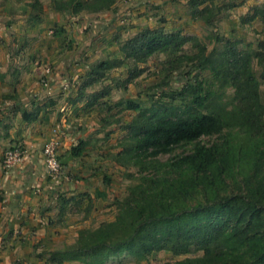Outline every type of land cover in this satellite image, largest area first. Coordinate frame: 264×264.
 Here are the masks:
<instances>
[{"label":"trees","instance_id":"1","mask_svg":"<svg viewBox=\"0 0 264 264\" xmlns=\"http://www.w3.org/2000/svg\"><path fill=\"white\" fill-rule=\"evenodd\" d=\"M117 1L58 0L53 9L77 17L106 13ZM187 6L192 20L209 26L217 13L228 9L206 0H188ZM233 6L230 3L229 9ZM256 21L264 36V2L240 16L239 25ZM61 31L55 29L54 33L58 36ZM63 36L66 39L65 33ZM114 41L122 58L107 57L91 64L72 105L85 99L83 109L92 107L103 92L86 94V89L127 60L145 64L160 54L166 56L163 70L167 81L174 73L181 81L184 74H190L184 68L191 65L209 69L211 84L217 82V89L213 88L216 84L206 87L197 81L185 82L179 91L169 94L178 105L144 108L134 101L118 104L137 112L126 127L124 150L116 156L122 165L137 167L136 183L116 203L114 220L79 230L74 245L49 253L50 257L59 264H106L125 255L140 263L165 251L182 257L172 264H264V98L260 91L264 86V43L258 45L261 52L242 54L226 41L229 47L215 58L197 37L162 26L144 27L124 41ZM189 43L198 50L195 55L184 52ZM254 59L261 69L258 77L252 69ZM228 89L231 92L225 100ZM213 136L215 141L201 140ZM86 144L80 141L72 147L71 157H79ZM178 148H183L180 154L163 162L157 159Z\"/></svg>","mask_w":264,"mask_h":264},{"label":"crops","instance_id":"2","mask_svg":"<svg viewBox=\"0 0 264 264\" xmlns=\"http://www.w3.org/2000/svg\"><path fill=\"white\" fill-rule=\"evenodd\" d=\"M54 1L58 0H0V264H59L49 254L54 251L52 235L60 229L58 226L73 228L66 204H58L60 195H80L79 204L87 195L97 197L91 193V176L95 173L91 169L96 166L88 145L98 132L89 130L90 113L84 115L83 100L76 105L65 103L71 81L67 65L74 57L75 38L69 32L71 25L66 27V39L47 32L49 19L54 18L52 26L59 25V15L50 11ZM136 1L124 4L118 0L110 11L101 13L104 21L98 31H104L105 37L96 41L98 46L103 44L99 52L104 51L106 56L111 51L119 53L114 37L124 28L127 30L123 26L125 20L118 23L123 16L119 13H134L130 7ZM237 1L232 0L233 8L242 15L264 2L247 0L241 5ZM186 2L178 0L183 8L182 22L197 24L190 17ZM32 8H37L35 14L30 11ZM131 23L136 25L134 35L139 29L137 23ZM87 63L81 71L86 72L92 61ZM45 69H49L48 74ZM54 130L58 131V159L64 171V176L56 180L47 177L42 153ZM80 141L87 143L82 154L71 157L70 149ZM12 148H20L24 156L19 165L6 173L2 170L3 155Z\"/></svg>","mask_w":264,"mask_h":264},{"label":"rangeland","instance_id":"3","mask_svg":"<svg viewBox=\"0 0 264 264\" xmlns=\"http://www.w3.org/2000/svg\"><path fill=\"white\" fill-rule=\"evenodd\" d=\"M122 1H124V4L131 2V0ZM211 1L216 6H220L221 9L226 6L228 9H223L217 13L213 17V23L209 26L202 21H197V24L182 22L184 19L183 8H180L181 3H178V0H137L130 7L134 13L130 12L131 10H125L119 13L123 16L120 17V20L118 18V23L121 20H125L123 26L127 27V30L124 28L114 38H119V40L124 41L132 37L134 33L132 30L136 25L131 22H135L138 25L137 30L145 26L151 28L162 26L167 31L180 30L185 35L197 37L198 41L206 46L207 53H214L215 58L219 57V54L226 47H229L226 41L234 43L236 51L242 54L254 51L261 52L258 46L259 43H264V36L259 34L261 24L256 21L249 26H240L238 22L242 14L234 10V8L229 9L232 0H206L209 3ZM245 2L247 3V0H238L235 3L242 5ZM254 2H260V0H255ZM36 10L37 8H32L30 11L32 14H35ZM50 11L56 12L60 18L58 26H52L54 18L49 19L47 32L53 33L55 29L59 30L62 28L58 37L64 38L63 34H66V27L68 28V25H71L69 32L70 34H74L75 38V48L73 49L74 57L68 63L69 65H67L71 69V81L68 84L69 95L65 97V103L70 105L72 99L76 98V96L78 97V88L83 77L88 72V70L86 72L81 71L82 66L88 64V61H92L91 64H93L107 57L122 58V55H119V51H117L119 52L117 55L114 54L115 51H111L109 56H106L104 51L99 52V48L103 44L98 46V42L96 41L100 37H105L104 31H98L101 22L104 21L102 19L103 14L81 15L70 19L66 18L68 15H64L54 9ZM185 17H187L186 14ZM236 18H238V22ZM41 24L43 23L41 22ZM184 52L188 55H195L198 50L189 43L185 46ZM165 60L166 56L163 54L152 56L145 64H135L131 60H127L121 67L109 72L106 78L100 83L92 88L86 89V94L103 92V97L95 105L83 110L84 115L90 113L87 116V118H90V120L87 119L91 125L89 130L93 133L94 130L98 132L94 135L97 137L92 138L88 145V147H91L89 149L90 158L93 159L94 166H96L95 169L93 167L91 169L92 172H95L91 176V185L93 186L91 193L92 195L94 193L97 194V197L94 199V196L92 199L87 195V197H83L82 204H76L71 199L73 196H69L68 193L60 195L58 204L60 203L62 205L63 200L68 201L65 209L69 212L70 217H68L73 228H61L58 226L60 229L55 230L52 235L54 251L63 250L75 244L79 230L95 228L103 222L114 220L117 212L116 203L125 198L128 192V186L136 183L138 174L137 167L122 165L120 158V162L116 161V156L124 150L128 136V129L126 127L137 116V112L126 109L124 105L118 104L126 101H134L144 108H156L169 104L178 105L177 100L172 103L169 94L179 91L187 82H201L206 87L210 86L213 82V76H211L209 69L200 70L192 68L191 65L184 68L190 74H184L181 81L175 76L176 73L173 76L171 75L172 77L169 76L167 81L164 79L165 72L163 70ZM252 69L258 77L261 69L255 59L252 60ZM136 73H139V75L131 78ZM179 83L182 84L180 85ZM211 85H214L213 88L215 90L217 89L218 83L214 82ZM260 91L262 98H264V86L260 87ZM230 92L229 89L226 91V95L224 96L225 100ZM83 101L85 102L86 100L84 99ZM216 138V136L203 137L201 140L209 143L215 141ZM182 151L183 148H178L173 153L162 155L157 159L163 162L175 154H180ZM128 175H131V177L129 178ZM63 176L64 171L62 167L59 178ZM75 197L80 199V195ZM180 258L182 257H174L170 252L162 251L151 254L145 261L140 263H136L129 256L123 255L109 259V261L114 263L107 264H172ZM75 264L80 263L75 262Z\"/></svg>","mask_w":264,"mask_h":264},{"label":"built area","instance_id":"4","mask_svg":"<svg viewBox=\"0 0 264 264\" xmlns=\"http://www.w3.org/2000/svg\"><path fill=\"white\" fill-rule=\"evenodd\" d=\"M44 73L48 74L49 69H45ZM42 82L44 84L47 83L45 80H42ZM59 146L58 131L54 130L52 136L47 140L42 150L46 175L52 180L58 179L62 172V165L58 159ZM23 156L24 152L20 148L6 150L3 155L2 170L8 173L12 168L22 162Z\"/></svg>","mask_w":264,"mask_h":264}]
</instances>
